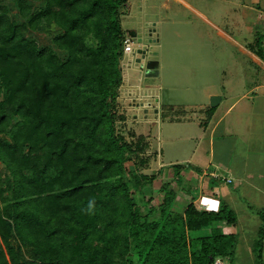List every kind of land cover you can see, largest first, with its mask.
Returning <instances> with one entry per match:
<instances>
[{
    "label": "trees",
    "instance_id": "trees-1",
    "mask_svg": "<svg viewBox=\"0 0 264 264\" xmlns=\"http://www.w3.org/2000/svg\"><path fill=\"white\" fill-rule=\"evenodd\" d=\"M129 5L0 0V264H232L234 236L217 223L233 211L186 198L181 164L158 183L141 170L150 142L118 132ZM41 25L60 28L52 46L24 34Z\"/></svg>",
    "mask_w": 264,
    "mask_h": 264
},
{
    "label": "rangeland",
    "instance_id": "rangeland-1",
    "mask_svg": "<svg viewBox=\"0 0 264 264\" xmlns=\"http://www.w3.org/2000/svg\"><path fill=\"white\" fill-rule=\"evenodd\" d=\"M130 2L131 10L123 15L122 24L125 29L131 26L139 29V32L136 37L132 36V50L124 53L121 62L123 83L118 101L119 113L124 118L117 121V128L128 141L143 135L150 142V146L142 154L150 160L141 166V170L147 174H157L156 181L160 183L171 179L170 171L166 170L167 166L173 167L175 164L186 166L194 163L192 152L196 153L195 146L198 140L188 138L186 128L197 127V123L189 118H194L192 113L198 111L192 108L184 110L185 106L207 103L210 107V98L207 100L206 90L214 88L222 92L223 84L219 81L226 71L236 73L237 66L242 67L244 64L250 76L252 66L250 60L241 55L231 42L218 36L211 25L196 19L195 10L203 12L200 1H194L191 9L185 8L176 0H130ZM33 4L35 8L40 6L39 3ZM7 5L10 16L17 18L15 5L12 2H7ZM205 11L209 14L208 17L212 15ZM257 21L260 22L261 32L264 34V11ZM141 24L143 29L139 28ZM23 31L28 38L37 40L42 47L52 46L53 36L61 32L55 25L52 28L41 25L36 31L29 29ZM228 33L234 36V39L246 40L251 45L255 44L254 41L257 39L248 32L240 34L236 31L233 35L229 29ZM156 37H159L161 46L155 43ZM140 43H143L144 53L140 51ZM60 55H65V52H60ZM225 80H228L226 75ZM170 103L175 104V108L173 105L166 106ZM161 108L165 117L161 116ZM207 108L201 109L204 111L203 119L206 120L209 117ZM197 116H200L199 113ZM162 167L164 171L159 173L158 170ZM206 170L207 175L211 177L212 173H216L232 181L231 176L222 172ZM188 172L185 170L181 174L186 178ZM203 177L206 187L204 189H207L211 182L208 176ZM185 178L183 185L191 188L192 195L196 196L198 193L196 184ZM158 183L153 186L152 194L156 196L155 200L158 199L160 187ZM195 203L198 204V200ZM209 231L210 229L205 228L195 234H206Z\"/></svg>",
    "mask_w": 264,
    "mask_h": 264
},
{
    "label": "crops",
    "instance_id": "crops-1",
    "mask_svg": "<svg viewBox=\"0 0 264 264\" xmlns=\"http://www.w3.org/2000/svg\"><path fill=\"white\" fill-rule=\"evenodd\" d=\"M176 1L185 8L191 9L196 0ZM197 1H200L203 12L195 10L196 19L208 23L218 36L231 42L241 55L250 60L252 70L249 76L244 64H242L243 68L237 66L236 73L225 72L228 80H225V75L221 76L219 82L223 84L222 92L214 88L205 91L207 100L214 94L222 96L218 106L214 107L213 111H209L207 120L203 119L204 111H201L208 107L207 103L185 106L184 110L192 108L198 111L192 113L194 118H189L190 116L187 115L189 119L197 123V127L186 128L188 138H196L198 142L195 146L196 153L192 152L194 163L182 165L181 173L188 170L191 174H188L186 178L185 175H181L196 184L198 193L193 196L189 188L190 195L184 196L186 198L193 196L194 201L202 195L209 196L219 201V207L225 204L230 208L236 216V221L234 223L218 222L217 226L224 233L234 236L232 264H258L256 241L260 228L264 226V59L257 52L259 46L264 49V34L261 32L260 22L257 19L264 11V0ZM129 3L130 11V0ZM197 5H199L198 2ZM205 10L212 14L210 16L212 18L207 16L209 14H206ZM142 27L141 24L139 28L143 29ZM229 29L233 35L237 31L240 34L248 32L256 36L257 39L254 41L256 43L251 45L246 40L234 39V36L228 33ZM127 30H129L127 34L133 37H136L139 32V29L131 26L127 27ZM260 33H262L261 36H259ZM154 35L156 36V33ZM154 41L161 46L159 37H156ZM142 44L140 43V51L144 53L145 48ZM225 86H238V88L229 87L228 89ZM171 105L175 108V104L171 103L166 106ZM160 110L161 116L165 117L163 108ZM198 113L200 116H197ZM206 169H209V172L219 171L231 176L232 181L213 178L207 175ZM166 170L173 172L172 166H167ZM203 176H208L212 185L207 189H204L206 187ZM195 232L197 231L191 232V235L198 236ZM218 258L229 264L226 258ZM261 264H264V237Z\"/></svg>",
    "mask_w": 264,
    "mask_h": 264
},
{
    "label": "built area",
    "instance_id": "built-area-1",
    "mask_svg": "<svg viewBox=\"0 0 264 264\" xmlns=\"http://www.w3.org/2000/svg\"><path fill=\"white\" fill-rule=\"evenodd\" d=\"M132 38L133 37L130 35L126 36L124 40V53H128L132 50V42H133ZM212 175L214 178L226 180V178H223L219 174L212 173ZM227 180L229 182L231 181L230 179ZM197 205L201 209L210 210V211H217L219 209V201L209 196H203V195L200 196ZM214 264H227V263L224 260L217 258Z\"/></svg>",
    "mask_w": 264,
    "mask_h": 264
},
{
    "label": "water",
    "instance_id": "water-1",
    "mask_svg": "<svg viewBox=\"0 0 264 264\" xmlns=\"http://www.w3.org/2000/svg\"><path fill=\"white\" fill-rule=\"evenodd\" d=\"M222 96L219 94H214L210 96V107L218 106L219 102L221 101Z\"/></svg>",
    "mask_w": 264,
    "mask_h": 264
},
{
    "label": "clouds",
    "instance_id": "clouds-1",
    "mask_svg": "<svg viewBox=\"0 0 264 264\" xmlns=\"http://www.w3.org/2000/svg\"><path fill=\"white\" fill-rule=\"evenodd\" d=\"M94 209V200H90L87 206V209H85V211L87 212H91Z\"/></svg>",
    "mask_w": 264,
    "mask_h": 264
}]
</instances>
